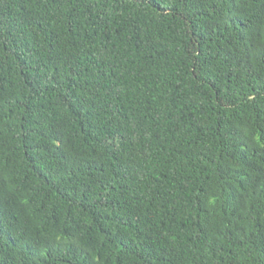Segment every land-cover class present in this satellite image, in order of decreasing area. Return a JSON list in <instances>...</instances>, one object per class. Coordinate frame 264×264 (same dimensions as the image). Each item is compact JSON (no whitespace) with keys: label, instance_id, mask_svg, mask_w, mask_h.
<instances>
[{"label":"trees","instance_id":"1","mask_svg":"<svg viewBox=\"0 0 264 264\" xmlns=\"http://www.w3.org/2000/svg\"><path fill=\"white\" fill-rule=\"evenodd\" d=\"M0 264H264V0H0Z\"/></svg>","mask_w":264,"mask_h":264}]
</instances>
